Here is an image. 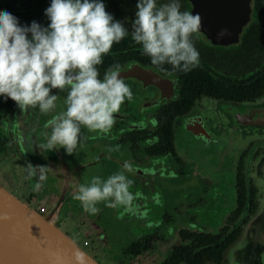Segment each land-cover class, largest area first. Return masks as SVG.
<instances>
[{
	"label": "flooded vegetation",
	"instance_id": "af4514ba",
	"mask_svg": "<svg viewBox=\"0 0 264 264\" xmlns=\"http://www.w3.org/2000/svg\"><path fill=\"white\" fill-rule=\"evenodd\" d=\"M250 8L251 18L252 0H250ZM190 9L191 4L189 11ZM124 26L129 30L125 38H130L132 29H129L128 25L124 24ZM203 37L208 40L204 34ZM117 45L122 48L130 45L132 47L133 44H123L120 41ZM114 46L116 45L114 44ZM108 55L110 54L103 57V63L100 65L99 71L102 70L100 78H103L104 73L111 66L118 64L120 76H125L121 78L133 93L132 100L126 99L121 105L119 113L115 116V123L109 132H90L82 126L81 139L76 153L68 155L63 148L41 152L42 150L38 146L46 143L47 137L51 133V129L46 127L47 121L66 110L67 91L60 92L53 89V94L58 95V99L57 107L52 112L43 114L38 107L22 111L15 104V107L5 116L2 123L5 127L8 125V118L16 116L12 127L18 130L17 135H19L20 143L15 144L12 131L7 126L3 135L0 136V139L5 138V149L0 155L7 154L11 161L19 160L21 159L20 151L24 147L27 163L47 166L46 179L42 182L41 188L43 192L41 194L40 190L37 193L44 201L47 200V191L56 195L52 204L44 206L43 214H50L54 211L52 220H57L59 226L67 211L70 209L75 211L82 206L79 201L73 199L74 193L81 184L90 183L91 179L96 176L106 180L109 176L119 172H123L128 179L132 180L133 183L129 190L133 192L134 196L137 193L140 194L136 202L133 201L134 206H138V209L135 212H126L124 209L122 220L120 219V222L117 223L121 231H119L118 239L114 241L115 248H117L115 251L118 254L114 259L116 264H124L154 248L157 241L166 239L167 231L164 230L163 225H174L178 222L181 224L176 227V239L169 246L164 258L174 245L187 243L180 236L183 230L218 234L226 229L227 234L234 229H240L239 236L226 249L220 263L207 261L204 264L226 263L229 249L239 240L245 226L258 209V188L254 177L255 161L260 154L264 153V144L259 141H251L243 147H227L225 149L226 156L224 158L218 156L212 163L213 168H199L197 161L191 156L188 142L187 147L185 145L181 149L177 147L180 146L176 144L177 130L185 125V118L191 112L198 110L201 114L206 113L205 101L207 99L218 98L200 94L192 100L186 110L178 111V109H182V106L176 107L181 100L182 88L177 74L163 71L151 62L144 63L135 58V55L128 57V51L124 54L125 59L120 57L106 60ZM142 70L147 72L148 76L140 75L139 72ZM131 75L133 77H129ZM154 75L161 79L159 86L149 78ZM205 119L210 118L206 115ZM45 155L48 157L46 160H44ZM47 160L53 162L54 166L48 168ZM125 164L130 165L132 170L128 171ZM19 167L21 169L20 165ZM60 167L64 169H58ZM21 170L26 173L24 169ZM70 171L78 180L76 188L75 184L70 181L59 184L57 178L51 177L55 173L64 174V172ZM163 174L166 175V178L162 183V188L166 190L165 197L170 196L169 202L167 204L164 202L160 216H156V214L152 216L154 219L149 221V224H152L156 222V219H161L160 224L154 227L149 225L150 227L147 228V220L150 217L146 212V204L148 205L152 198L147 192L155 186L158 187L156 181L150 180L151 175L154 177ZM241 182L244 184L245 200L243 204H240ZM253 189L255 192H252ZM252 196L256 203L254 211H252ZM138 198L142 201H139ZM100 204L106 206L105 203ZM240 205H242L241 208ZM223 209L224 212L221 215L220 211ZM220 215L221 218H219ZM134 216L139 220L140 228L133 226V223L130 222ZM215 222L216 224H212ZM144 225L146 226L144 227ZM143 236L154 237L152 247L141 254L126 258L122 263L121 260L126 257L125 250L128 245ZM82 243L87 247L91 245L88 238ZM78 244L80 245V243ZM84 250L88 252L86 249ZM88 253L95 259L99 256V254H92L91 250Z\"/></svg>",
	"mask_w": 264,
	"mask_h": 264
},
{
	"label": "clouds",
	"instance_id": "9594fccd",
	"mask_svg": "<svg viewBox=\"0 0 264 264\" xmlns=\"http://www.w3.org/2000/svg\"><path fill=\"white\" fill-rule=\"evenodd\" d=\"M136 8L131 36L152 64H168L183 72L199 65L200 54L192 41L200 31L199 14L181 11L179 0L159 7L157 0H137ZM45 15L50 21L46 27L36 21L21 26L11 12L0 11V96L13 100L22 111L38 107L48 114L57 107L53 89L67 91L66 110L47 121L51 133L38 147L41 152L63 148L72 155L80 143L82 126L90 132H109L121 105L133 98L118 64L102 79L97 68L129 30L114 20L103 0H51ZM26 167L29 178L37 179L34 191H40L47 166L28 162ZM125 168L132 170L128 164ZM132 183L123 172L106 180L96 176L81 184L73 199L92 215L100 211V203L135 212L138 206L133 201L140 194L129 191ZM81 258L77 253L75 259Z\"/></svg>",
	"mask_w": 264,
	"mask_h": 264
},
{
	"label": "trees",
	"instance_id": "16d2710c",
	"mask_svg": "<svg viewBox=\"0 0 264 264\" xmlns=\"http://www.w3.org/2000/svg\"><path fill=\"white\" fill-rule=\"evenodd\" d=\"M106 10L114 20H119L132 29V22L137 11V0H103ZM170 0H157V6ZM181 11H189L188 0H179ZM51 0H0V11H9L19 20L21 26L30 25L36 21L47 26L50 21L45 10ZM30 35V34H29ZM124 38L123 44L132 43L128 47L113 45L106 60L123 57L128 51V57H134L144 63H150V57L142 52V46L131 38ZM194 46L200 54L199 65L192 70L183 72L174 70L171 65H156L163 71L177 74L181 82V100L176 106L186 110L192 100L200 94L230 101H254L264 92V0H252V13L249 22L242 29L239 39L230 46L214 45L205 40L198 32L192 37ZM136 47V48H135ZM132 53V55H131ZM98 71L101 68L97 66ZM101 71L99 73L101 74ZM15 107L11 99L0 96V125L5 116ZM5 149V138L0 139V153ZM239 192L244 199V184L241 182ZM252 192H255L253 189ZM252 211L256 208L254 196L251 197ZM242 205H240V208ZM240 210V209H238ZM240 229H234L226 234V229L218 234H204L183 230L181 239L187 243L174 245L161 264H204L207 261L220 263L224 252L239 236ZM153 236H143L131 242L125 250L126 258L141 254L152 247Z\"/></svg>",
	"mask_w": 264,
	"mask_h": 264
},
{
	"label": "water",
	"instance_id": "95a60500",
	"mask_svg": "<svg viewBox=\"0 0 264 264\" xmlns=\"http://www.w3.org/2000/svg\"><path fill=\"white\" fill-rule=\"evenodd\" d=\"M190 12L201 17L200 32L212 43L230 45L238 41L250 20V0H189ZM142 70L140 75L148 76ZM150 75V74H149ZM152 76V75H150ZM121 77H125L121 75ZM133 77V75L129 76ZM135 78V77H134ZM160 85L161 79L149 77ZM158 82V83H157ZM206 114L211 121L194 127L202 141L214 143L219 136L224 144L242 145L249 138H264V92L254 101L212 99ZM228 142V143H227ZM264 165V162H263ZM264 183V167L260 170ZM264 201V184L262 186ZM8 191L0 182V264H101L52 220ZM256 243L248 241L232 247L241 261H256L264 252V202L250 219L248 229ZM262 242V243H261ZM260 244V247L257 245ZM77 253L82 257L76 260Z\"/></svg>",
	"mask_w": 264,
	"mask_h": 264
},
{
	"label": "crops",
	"instance_id": "0c3cea01",
	"mask_svg": "<svg viewBox=\"0 0 264 264\" xmlns=\"http://www.w3.org/2000/svg\"><path fill=\"white\" fill-rule=\"evenodd\" d=\"M206 115H207L206 113L201 114L197 110V111L191 112L185 118V125L177 130L178 137H177L176 144L180 145V146H177L179 149H181L184 145L187 147L186 144H188L190 142H195L196 144L202 143V142L204 143V141H202L201 138L198 137L193 132L194 131L193 129H194V127H199V124L204 125V123H203L204 120L205 121H211V118L208 115L207 116L210 119H205ZM213 137L214 138L212 140H214V143H212L213 144L212 146L215 150V154L210 157L211 160H213L214 158H217L218 156H220V158H224L226 156L225 155V149L227 147L236 146V145H231L232 143H228V142H227L228 144H224V142L219 138V136L218 137L213 136ZM251 141H259L261 144H264V138L254 137V138H249L248 140H245L242 145H239V147L240 146L243 147ZM47 161H48V168H51L54 166L53 162H51L50 160H47ZM263 162H264V153L260 154L255 161L256 169L254 172V177L256 180L257 188H258V200H259L258 208L264 202L263 198H262V195H263L262 194V186L264 183H263V180L261 178V172H260L262 167H264ZM210 163L212 164L213 162L211 161ZM17 166L20 169L18 163H17ZM213 167L214 166H211V168H213ZM21 169H20V173L23 176L22 181L25 184V188L23 189L22 186L19 183H17L19 181L16 180L17 181L16 184H11L13 190L16 192V195L21 197V194H22L24 201H26L28 203H30L32 201L36 202L38 207H40V206L44 207V206H48V204H52L55 201L56 195L51 193L50 191H47L46 192L47 200H45V203H43V200H41V198L39 197V193H37V191H34V186L37 183V179L36 178H29L28 174L25 173ZM71 172L72 171L64 172V174L55 173L54 175H51V177L57 178L59 184H60V182L63 183L64 181H70L72 184L73 183L75 184V188H76L78 185V180H76V178L73 176V173H71ZM220 174H222V173H220ZM165 176L166 175H164V174L154 176V177L151 175L150 180L156 181L159 188L157 186H155V188L149 189L150 191L147 192V194L152 197L151 202H149L148 205L146 204V212L148 214V217H150V219L147 220V222H148L147 228H149L150 226L151 227L158 226L160 224L161 219H159V220L156 219V222H154L152 224H149V221H152L154 219L152 216H154L156 214H157L156 216H160L164 202H165V204H167V202H169L170 196L165 197L166 190L165 189L163 190V188H162V183L164 182V179L166 178ZM75 191H76V189L74 190V192ZM129 191L133 194V192L131 190H129ZM42 192L43 191L41 190V194H42ZM152 199H153V201H152ZM136 200H137V198L134 199V202H136ZM139 201H142V200L139 199ZM97 207L100 209V211L95 215L85 213L82 206L79 207V209L75 210V211H72L70 209L69 211H67L65 216L62 218L61 224L63 223V225L66 226L68 229L73 230L76 235L81 236L82 242H84L86 240V238H88L90 241V244H91L90 246L92 247L91 251H93V252L97 251L96 253L103 255V256L107 255V257L110 260H112L111 264H116V263H114V261H115L114 259L116 258L117 255L112 254L110 251L112 249H114V250L117 249L112 244H114V241L118 239L119 231H121V228L119 230L117 223L120 222V219L122 220V216H123L122 212L125 211L124 210L125 208H124V206H118L117 208H109V207L103 206L101 204L97 205ZM220 212L222 215L224 212V209ZM103 213H105V214H103ZM221 215L219 218H221ZM130 222L133 223L132 224L133 226L140 228L139 220L135 216L133 218H131ZM249 222H248V224H249ZM180 224L181 223H179V222L175 223L174 225L164 224L163 225L164 230L167 231L165 233L166 239L163 241H157L154 248H152L151 250H148L147 252H145L141 256H138L136 258H133L131 260L126 261L124 264H160L161 260L164 258L166 251L168 250L169 246L171 245V243H173V241H175L176 236H177V234H176L177 228L176 227L179 226ZM212 224H216V222L212 223ZM248 224L245 226L239 240L232 247H234V246L239 247L238 245L240 243H244L243 241H248L249 244H251L257 240L256 238H255L256 240L253 239V236L251 235L252 233H251L250 228L248 229L249 234H247V236L244 234V231H245L246 227L248 226ZM145 226L146 225H144V227ZM65 233L71 237V235L69 233H67V232H65ZM121 234H122V232H121ZM261 243H259L257 245V247H260ZM100 245H102V248H104V246L107 245V247H108L107 251H105V252L98 251V249H99L98 247ZM232 247L230 249H232ZM230 249H229V251H230ZM229 251L227 254V261L224 264H264V252L261 253L262 256H260L259 259H257V257H256V261L248 263L247 260L245 262L241 261L240 258H242V257L239 254L234 255L233 254L234 250H231L230 253H229Z\"/></svg>",
	"mask_w": 264,
	"mask_h": 264
},
{
	"label": "rangeland",
	"instance_id": "374dc122",
	"mask_svg": "<svg viewBox=\"0 0 264 264\" xmlns=\"http://www.w3.org/2000/svg\"><path fill=\"white\" fill-rule=\"evenodd\" d=\"M211 100L210 99H207L205 101V105L206 107H209L210 108V105H211ZM13 116V115H12ZM16 120V116H13L11 118H8V129L12 131V135H13V139H14V142L15 144H19L20 143V138H19V135L18 134V130L16 128H13L12 127V124L13 122ZM7 126L5 127L4 124H1L0 125V136L3 135L4 131L6 130ZM190 145V149H191V156L194 158L195 161H197V164L199 166V168H202V169H209V167L212 166V164L210 163L211 161L213 162L216 158H214L213 160L210 159V157L212 155L215 154V150L213 148V144L208 143L206 141H204V143H195V142H190L189 143ZM194 147V148H193ZM236 147H239L236 145ZM20 155H21V159L17 160H12L10 159V157L7 156V154H1L0 155V182L2 183V185L10 192L14 193L16 195V192L13 190L11 184H16V180H18L19 183L22 188L24 189L25 188V184L24 182L22 181V175L20 173V169L18 168L16 162L21 166L22 169H24L26 171V173L28 174V171H27V161L25 160V157H26V154H25V148L23 147L22 150L20 151ZM48 157L47 155H45L44 157V160H46ZM33 161V160H32ZM32 163V162H31ZM23 166V167H22ZM64 169L63 167H60L58 169L61 170ZM15 181V182H14ZM17 196V195H16ZM19 199H21L23 202H25L26 204L30 205L31 207L33 208H37L38 205L36 202H26L24 201L23 199V196L21 194V197L17 196ZM43 203H45V201L43 200ZM46 205V204H45ZM48 209L50 210V208L48 207ZM60 227L67 233H69L72 238L74 240H76L78 243H80V245L86 249L88 252H90L91 250V246L90 247H87V246H84L83 243H82V237L81 236H78L74 233L73 230L71 229H68L66 226L62 224H60ZM114 245V244H112ZM116 246V245H114ZM98 251H102V252H105L107 251V245L104 246V248H102V245H100L98 247ZM97 251H91L92 254H97L96 253ZM112 254H116V251L114 249H112L110 251ZM107 254V253H106ZM122 257V256H121ZM99 263L101 264H111V261L107 255L106 256H103V255H100L97 256V259H96Z\"/></svg>",
	"mask_w": 264,
	"mask_h": 264
},
{
	"label": "built area",
	"instance_id": "2783aa9c",
	"mask_svg": "<svg viewBox=\"0 0 264 264\" xmlns=\"http://www.w3.org/2000/svg\"><path fill=\"white\" fill-rule=\"evenodd\" d=\"M37 210L42 214L45 212V208L42 206L38 207Z\"/></svg>",
	"mask_w": 264,
	"mask_h": 264
}]
</instances>
